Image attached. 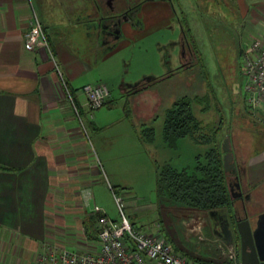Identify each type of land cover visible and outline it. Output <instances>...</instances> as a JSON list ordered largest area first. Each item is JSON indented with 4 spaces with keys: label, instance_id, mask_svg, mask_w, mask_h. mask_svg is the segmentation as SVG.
I'll list each match as a JSON object with an SVG mask.
<instances>
[{
    "label": "crops",
    "instance_id": "crops-1",
    "mask_svg": "<svg viewBox=\"0 0 264 264\" xmlns=\"http://www.w3.org/2000/svg\"><path fill=\"white\" fill-rule=\"evenodd\" d=\"M232 1L230 6L233 5L238 16L231 20L228 16L227 34L222 36L221 27L216 37V42H220L216 48L227 50L223 56L233 50L239 54L241 46L264 34V0ZM33 3L55 60L44 46L34 51L25 46L32 16V6L27 0H0V264H34L44 242L70 250L96 251L94 208L100 206L109 214L108 188L121 182L125 150L132 151L136 166L142 165L141 161L147 157L151 159L157 184L161 165L171 163L179 169L194 166L197 156L211 146L197 142L192 136L184 137V141L190 140L201 150L192 156V163L182 167L168 157L170 145L166 139L161 145V161L154 159L150 148L157 133L156 120H161L160 133L164 138L166 111L176 99L172 96L164 103L165 96L162 99L158 89L168 88L175 79L185 77L192 66L196 67L199 54H204L196 43V32L201 30L197 24H202L197 4L178 1L184 17L187 18L190 9L195 12L185 27L190 34L187 38L191 37L195 43L190 45L194 62L185 65L181 52L177 67L170 66V61L163 62L160 70L153 69L149 75L150 66L145 64L136 71L144 73L142 77L125 81L119 49L123 37L143 24L138 22V14L120 20L110 18L117 14L124 0L116 2L111 11L110 6L99 0H33ZM173 4L174 0H147L140 15L147 13L148 21L156 25L162 22L165 26L178 12L174 9L173 13ZM86 12H90V20ZM112 26L116 31L109 29ZM219 38L229 41L222 42ZM175 43L180 46L181 40ZM115 57L114 66L107 65V60ZM56 63L75 98L84 126L66 95ZM240 68L244 78L242 63ZM201 69L214 99L205 105L206 110L194 103L193 111L202 124L212 125L219 119L218 107L222 105L226 119L222 139L232 137L238 166L243 167L242 183L250 194L246 202L256 215L264 211L261 210L264 196L253 189L264 183V147L254 151L249 138L254 136L252 143H256L264 136V108L250 113L243 87V114L247 121L235 123L234 89L223 79L214 84L207 63ZM148 77L159 79L145 89L132 90ZM101 83L109 87L110 96L102 107L91 111L84 88ZM224 105L230 108L225 111ZM255 123L261 127L257 136L255 129H250ZM146 124L154 129L152 139L142 132ZM235 130L240 136L236 138L238 142ZM125 205L131 206L128 199ZM237 206L241 207V202Z\"/></svg>",
    "mask_w": 264,
    "mask_h": 264
},
{
    "label": "rangeland",
    "instance_id": "rangeland-1",
    "mask_svg": "<svg viewBox=\"0 0 264 264\" xmlns=\"http://www.w3.org/2000/svg\"><path fill=\"white\" fill-rule=\"evenodd\" d=\"M178 1L179 0H174L173 7L171 5L173 13L174 9L178 10L177 14L173 16V19H170L169 24L165 23V26L162 25L164 24L162 22L156 25L152 23L151 20L148 21L146 19V17H148L147 13L140 15L141 11L138 12V22H141L143 26H137L138 29L132 32V34L123 37L124 40L118 53V58L124 68L122 77H125V81L134 79V77H142L144 73L139 74L140 72L136 71L145 64L150 66V69L148 70L149 75L153 73V69L160 70V66H163V62L167 63L170 61V66H178L177 58L181 54V47L175 42L180 40L182 29L189 26V18L195 15V12L190 9L187 18L184 17L179 10ZM190 1L192 4H197L201 8L198 13L200 19H202V24H197V27L199 29L201 28V30L200 33L198 31L196 32L198 35V37H196V43H198L200 51L204 54H199L198 60L196 61V67H194L195 65L192 66V68L187 71L185 77L183 76L181 79H175L168 88L161 86L158 89V92L161 94L162 99L164 98L163 96H165L164 103L172 96L174 99L183 95L197 96L199 98L198 100L201 101L198 103L201 108L205 104L204 101L207 100L210 102L214 99L212 89L208 85L207 78L201 69V65L207 63L208 68L212 72L211 80L214 84L217 83L218 80L223 79L225 82L229 83L232 89H234L235 106L233 107L235 114L233 115L232 111V118L234 117L235 123H241L243 120L245 123V121H247L243 114L245 98L243 99L241 95L243 87L245 86V79L243 78L240 68L242 60L235 50H233L232 53L223 56L222 53L227 52V50H219V48H221L220 46L216 48L220 43L216 42V37L217 34L219 35L221 27L224 28L221 30L222 36L227 34L226 31L228 29L225 27L229 24L226 19H229L230 17L231 20L238 16L233 5L230 6L233 1ZM143 17L144 20H140ZM187 40L189 45H191V42L192 44L194 43V40L191 37ZM219 41L227 42L229 40L226 38H224V40L219 38ZM116 59L117 57H115L114 60L113 58L108 59L107 65L113 67ZM219 106H221V104H219ZM224 108L226 111L230 106L224 105ZM227 112L229 113V111ZM218 121L219 119L214 123V128L217 127L216 123H218ZM155 124L157 133L155 139L152 140L153 144L150 148L152 149L154 159H159L161 161V145L165 142V135L163 138L160 133L161 120L157 119ZM147 126V124L142 126L143 130H141L144 136L148 138L150 127ZM260 128V124L255 123L250 129H255L254 133L256 132L255 135L257 136V132ZM110 134L111 133L107 131L109 137L111 136ZM262 135L256 143L254 141V143H252L254 136L249 138L251 139L249 145L251 148L252 146L254 147V151L261 150L264 147V136ZM239 137L238 130H235L234 138L237 142ZM184 140V137L178 139L176 147H170L167 145V155L168 157L170 156V160H172L177 167L192 163V156H195L196 153L201 150V147H196V145L190 140ZM245 146L247 147V144H245ZM131 152L132 151L129 150L124 151V172L121 175V182L115 184L114 188H108L111 193L108 197L109 200L106 209L110 216L115 219H120V212L115 201V194L123 195L122 197L125 199L124 202H127L128 199L131 205L125 206V213L138 227L147 231L156 232V224L160 223L161 231L166 236H169L174 245L178 247V250L190 258L194 259V257H199V260H207L209 264L239 263L240 245L236 242L233 243L235 251H232L233 249L230 244L225 245L226 241L221 235L222 221L218 217L219 214L212 215L211 210H194L177 207L171 203H161L156 192V175L154 173L152 174L151 159L147 157V159L145 158V160L141 161L142 165L136 166L134 164L135 158L132 156ZM230 179L231 178L228 176V181H230ZM243 182L246 183L245 177ZM106 183L107 186H110L108 180H106ZM253 189L257 191L258 194L264 196V183L258 184V186ZM124 196L126 198H124ZM238 208L243 212L241 207ZM262 209L264 208L261 206V210ZM233 253H235L234 257L230 258Z\"/></svg>",
    "mask_w": 264,
    "mask_h": 264
},
{
    "label": "built area",
    "instance_id": "built-area-1",
    "mask_svg": "<svg viewBox=\"0 0 264 264\" xmlns=\"http://www.w3.org/2000/svg\"><path fill=\"white\" fill-rule=\"evenodd\" d=\"M27 2L32 6V16L25 34V46L30 51L44 46L55 60L33 0ZM239 54L245 78V103L249 110L255 113L264 108V34L241 46ZM56 67L65 85L66 95L84 126L80 110L64 80L62 70L57 63ZM84 91L88 106L92 110L102 107L110 96L109 87L103 83L86 86ZM115 201L120 219L111 217L100 206L94 208L97 213L96 251L70 250L64 246L44 242L34 264H202L199 257L192 259L176 249L172 240L161 231L160 223L156 224V232L139 228L125 213L123 197L115 194ZM233 243L225 242V245L230 244L232 251H235ZM234 255L235 253L230 258ZM237 264H241L240 257Z\"/></svg>",
    "mask_w": 264,
    "mask_h": 264
},
{
    "label": "trees",
    "instance_id": "trees-1",
    "mask_svg": "<svg viewBox=\"0 0 264 264\" xmlns=\"http://www.w3.org/2000/svg\"><path fill=\"white\" fill-rule=\"evenodd\" d=\"M186 35H190L187 29ZM158 79V77L145 78L132 90L145 89ZM198 99L197 96L183 95L172 102L166 111L165 139L170 146L175 147L178 139L192 136L197 142L208 143L211 146L203 154L197 156L194 166L179 169L171 163L161 165L158 168L157 195L161 203H171L182 208L204 211L231 208L234 201L230 195L222 149L224 137L222 139L221 131L226 122L222 105L218 107L220 116L216 123L217 127L214 128L215 122L212 125H204L195 116L193 106L194 103L201 102ZM204 103L202 109L206 110L205 105L209 102L206 100ZM249 112L252 113L251 110ZM206 128L209 130L206 131ZM148 134V139H152L154 129L150 128ZM167 237L169 238L168 235ZM199 261L202 264H209L207 260Z\"/></svg>",
    "mask_w": 264,
    "mask_h": 264
},
{
    "label": "water",
    "instance_id": "water-1",
    "mask_svg": "<svg viewBox=\"0 0 264 264\" xmlns=\"http://www.w3.org/2000/svg\"><path fill=\"white\" fill-rule=\"evenodd\" d=\"M148 79H150L148 77ZM222 149L224 151V167L228 174H236L239 171L238 162L234 152L231 135L224 138ZM230 195L233 201L242 197L250 199V194H243L241 181L235 184L229 181ZM233 202V204H234ZM228 210H211V214H219L222 224V238L226 242H232L234 230L240 238V261L241 264H264V211L254 215L252 209L244 204L243 212L233 207Z\"/></svg>",
    "mask_w": 264,
    "mask_h": 264
},
{
    "label": "flooded vegetation",
    "instance_id": "flooded-vegetation-1",
    "mask_svg": "<svg viewBox=\"0 0 264 264\" xmlns=\"http://www.w3.org/2000/svg\"><path fill=\"white\" fill-rule=\"evenodd\" d=\"M96 1H98V0H96ZM99 1H101L102 5H104V3H106V5L110 6L111 9H109V11H111L113 9L114 5L116 4V2H119L121 0H99ZM146 1L147 0H133L130 3V0H124V4L119 8V11L116 12L117 14L116 15H111V17L110 16H107V17L117 18V20H120V18H133L134 16H136L138 14V12L141 10L144 2H146ZM86 17L87 18L89 17V20L91 19L90 18L91 17L90 12H86ZM109 29L112 32L116 31V28L113 27V26L110 27ZM111 31H110V33H112ZM104 32H105V30H104ZM104 36H106V35H104ZM187 39L188 38H187V35H186V30L184 28V29H182L181 36H180V40H181V43H180L181 45L180 46H181L182 56L185 59L184 64L189 66V65H191L194 62L195 58H194V54L192 53V48L189 45ZM228 175L231 178L230 182H232V184H235L236 180L241 181L243 194L244 195L248 194L247 189L245 188V186L242 183L243 167H241V164H240L239 171H238L237 175L236 174H233V175L228 174ZM246 201H248V200H244L242 197H240L239 199L235 200V202L233 204V207L239 209L238 206H237L238 202H241V207H244V204L247 207H249V204H247ZM227 209L230 210V208H227ZM218 217L221 220L220 215H218ZM221 221H222L221 222V225H222L223 224V220H221ZM232 242H236L239 245L241 244L239 235H238V233L235 230H234V233H233Z\"/></svg>",
    "mask_w": 264,
    "mask_h": 264
}]
</instances>
